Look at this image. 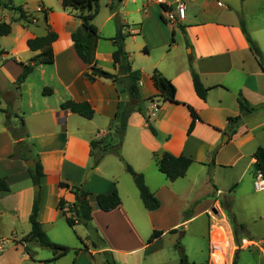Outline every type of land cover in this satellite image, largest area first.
Here are the masks:
<instances>
[{
    "label": "crops",
    "instance_id": "obj_1",
    "mask_svg": "<svg viewBox=\"0 0 264 264\" xmlns=\"http://www.w3.org/2000/svg\"><path fill=\"white\" fill-rule=\"evenodd\" d=\"M10 1L14 6L21 7L26 16L32 17L36 22L26 26L19 20L18 12L10 8H4L1 12L0 23L9 25L10 33L0 36V179H5L9 187L8 192H0V231L8 226L12 238L5 239L0 234V241H5L0 251V264H44L42 262L51 257L38 258L36 242L19 243L30 231L28 219L36 193L26 163L38 159L42 165L44 177L39 189L41 208L38 219L44 230L45 225H53L63 218L57 209L60 199L69 204L77 201L72 193L60 189L58 184L80 186L84 173L93 164L90 140L111 137L109 131L117 123L115 117L118 105L128 102V95L122 90L123 87L109 80L90 82L84 77L88 66L77 57L71 40V33L81 23L62 9L61 0ZM174 1L107 0L102 9L99 7L98 14L93 19L100 36L95 52L97 66L110 73H118V68L112 62L115 47L111 39L115 37L118 26H123L124 33L130 37L124 40V50L131 69L138 70L141 74L139 95L142 99L153 97L152 101L146 103V108L161 139L154 138L141 115L133 112L127 120L123 145L126 140L134 155L146 152L149 160L152 154L163 152L174 156L182 154L194 160L185 177L173 183L165 178L164 183L160 182L152 190L148 184L149 176L143 170L145 165L137 168L138 172L144 174L151 193L159 200V209L145 210L142 203H138V190L135 187L134 191L132 187L128 188V206L121 200V205L116 210L103 212L106 216L118 212L122 223L134 231L138 229L137 223L141 217L147 219L151 229H158L153 217L157 220L166 214L178 215L180 210L172 205L183 201L188 189L176 187L195 185L193 176L196 173L207 175L211 170L214 175L218 170H232L246 157L247 161L239 166V174L227 180L223 189L216 187V181H211V195H225L232 203L243 181L252 184L255 192L264 191L254 189L253 159L255 150L258 147L264 148V121L257 125L244 123L254 115L264 116V72L250 53L239 27L240 16L245 21L250 37L264 55V0L241 1L240 14L217 0H187L184 20L168 23L164 20L163 11L167 6L173 5ZM38 7L47 13L46 17L37 11ZM160 21L166 26H162ZM46 25L57 34V39L52 44L53 64L36 66L25 81L16 87V80L22 70L20 63L26 64L38 53L28 49L27 41L43 36ZM170 41L173 44L170 45ZM191 67L199 75L203 86L210 88L205 101L199 99L194 92ZM154 70L159 71L174 85L176 101L192 107L200 118L190 134H187V129L191 117L186 107L163 102L161 98L155 97L158 91L151 79ZM4 79L8 80L7 85L4 84ZM44 89H50L51 94L43 95ZM238 93L242 94L254 112L244 116L240 123L242 127L230 136L227 132V119L238 114ZM66 101L88 103L94 111L93 118L86 120L60 110V105ZM18 116L23 118L28 135L24 140L31 150L27 154L30 157L28 161L9 158L17 143L10 129L18 128ZM28 116L32 118L31 126ZM6 119L9 120V127H6ZM33 123L36 124L35 127ZM176 130L185 133V138L179 145H175L172 139ZM165 136H168V140ZM213 151H216L213 162L210 159L208 163V155ZM110 155L113 154L106 153L90 173H95ZM147 162L145 160L146 165ZM113 187L110 181L101 192L91 193L105 194ZM51 198L53 202L48 206ZM207 201L199 212L187 220L171 223L162 232L176 228L178 230L201 215H206L209 219L208 213L214 208L215 197ZM168 203L171 206L165 205ZM230 209L237 222L232 204ZM99 214H102L99 210L92 212L91 223L95 222ZM108 221L111 223L110 219ZM251 239H244L243 242L255 245L256 242H264V238ZM8 243H12L9 249L6 248ZM25 247L33 253V260L25 252ZM86 248L87 253L93 257L95 252ZM60 260L61 258L53 264Z\"/></svg>",
    "mask_w": 264,
    "mask_h": 264
},
{
    "label": "rangeland",
    "instance_id": "obj_2",
    "mask_svg": "<svg viewBox=\"0 0 264 264\" xmlns=\"http://www.w3.org/2000/svg\"><path fill=\"white\" fill-rule=\"evenodd\" d=\"M105 2L107 0H99V7L101 9ZM0 3L3 4L4 0H1ZM1 11H4V9ZM160 23L162 26H166L163 22L160 21ZM149 30H151V27ZM129 38L127 36L125 39ZM171 44L173 43L170 41ZM184 54H186L185 48ZM4 84L7 85L8 80L4 79ZM119 86L122 87L121 85ZM148 116L150 123L153 125L150 115ZM31 120L32 118L28 116L30 126L32 125ZM262 121H264V116L254 115L244 123L257 125ZM35 126L36 124L33 123V127ZM117 127L118 122L109 131V136H111L114 144L118 142ZM258 132L256 131V133ZM167 137L165 136V138ZM154 138L160 140L161 136L158 133V136ZM184 138L185 133L183 131L176 130L172 134L175 145H179ZM123 143L124 136L120 149L121 156L137 173H141L137 171V168L139 169L140 166L145 165V169L143 170L149 176L148 184L151 186V190L158 186L160 182L164 183L166 181L165 177L157 170L154 160V154L160 153L152 154L149 160L146 152L144 154L138 153L136 156L130 149L129 143H126V140L124 145ZM208 159L209 163L211 154L208 155ZM145 160H148V165H146ZM246 161L247 157L245 160H241L240 163L243 165ZM240 165L232 168V170H218L214 175H212L211 170L207 175L199 172L193 176V179L196 181L195 185L177 186L176 189H188L189 192L187 191L183 201L172 205L177 206L180 210L178 215L166 214L158 217L157 220L153 217V220L157 221L158 229H151L147 219L141 217L137 223L138 229L134 231L122 223L123 220L118 212L113 213L111 216H106V214L101 212L102 214L97 215L95 218V222L91 223V228H86L82 224H77L73 228H70L63 218L54 222L53 225H45L44 232L51 241L63 244L72 250L65 257L61 258L57 264H178L181 250L187 256L189 262L196 264L204 262H207V264H232L236 251H238V264H264V242H256L257 245L252 242H243L244 239L249 240V238H254L253 240L264 238V191L255 192L252 184L250 185L243 181L236 191L232 203H230V200L225 195H211L212 182L216 181V187L223 189L227 180L235 178V175L239 174ZM91 170H94L93 164H90L84 173L80 186L74 187H82L89 193L101 192L104 190L105 185L111 181L118 192L120 200L123 201L125 206L129 205L130 196L128 188L132 189L133 187L134 191L136 190L132 177L125 171V166L122 162L114 155H110L107 161L95 173H90ZM189 175H191V172ZM93 196L95 195L90 197L92 202L94 201ZM214 197L215 204L213 210L208 213L209 219L206 215L198 216L188 222L186 226L178 230H176L177 228L170 229L150 244H146L153 230L165 231L171 223L177 220H187L190 216L199 212L208 203L207 200L214 199ZM52 202L53 199L51 198L48 201V206ZM138 203L141 205L139 199ZM231 204L237 222L232 215ZM165 205L171 206L170 203ZM141 209L144 212L143 208ZM108 219L111 220V223ZM239 223L243 226V230L238 228ZM10 230L6 226L0 231V234L5 239H10L12 238ZM1 241L5 242L4 240ZM11 245L12 243H8L6 248L9 249V247H12ZM84 246L88 247L90 251H94L96 255L94 253L92 257L83 249ZM36 247L38 248V258L44 259L52 256L51 250L42 248L38 244ZM75 249H80V251L75 253ZM131 250H133L132 253H124ZM22 264L32 263L24 262Z\"/></svg>",
    "mask_w": 264,
    "mask_h": 264
},
{
    "label": "trees",
    "instance_id": "obj_3",
    "mask_svg": "<svg viewBox=\"0 0 264 264\" xmlns=\"http://www.w3.org/2000/svg\"><path fill=\"white\" fill-rule=\"evenodd\" d=\"M121 2L122 0H118ZM245 1V0H241ZM4 8H10L19 14V20L23 25L28 26L32 24V17L26 16L21 7L14 6L10 0H4L2 4ZM62 9L71 13L81 23L80 27L75 29L71 33V40L73 42V48L80 59V61L88 66V71L84 73V77L90 81L95 82L97 80H109L118 86L121 85L128 95V102L125 104L118 105V111L116 113V121L118 122L117 143H113L111 137L92 139L89 142L90 156L93 159V166L97 167L106 153L113 154L120 162L125 166V171L132 177L133 183L138 190L139 198L142 206L147 211H156L160 207L159 200L150 192L145 184L144 176L141 173H137L134 169L126 163L120 153L122 139L127 126V120L131 113L137 112L140 114L145 122L146 128L150 134L154 137L158 136L157 130L149 121L146 104L153 100V97L148 99H142L139 95L138 83L141 79V74L138 70H132L128 55L124 50V40L128 36L123 31V26H118L117 33L111 41L115 47L112 52V62L114 67L118 68V73L113 74L105 71L97 66L95 59V52L100 36L98 30L93 24V19L99 11V0H61ZM44 17L47 13L43 12ZM239 27L244 35L249 51L254 57L260 69L264 72V55L259 48L258 44L250 37L246 29V24L243 18L239 16ZM84 28V29H83ZM10 33V26L5 23H0V36H6ZM57 39V34L52 31L49 25L45 26V34L43 36L35 37L27 41V47L32 52H38L32 57L26 64L20 63L21 73L16 80V87L21 85L26 77L32 73L34 68L38 65H51L54 61V55L52 51V44ZM190 74L192 79V85L196 96L202 101L206 100L207 94L210 88L203 86L199 75L190 68ZM151 79L155 89L158 91V95L155 97L161 98V100L168 101L172 104L182 105L188 110L191 122L187 129V134H190L194 129L195 123L200 120L195 110L180 103L175 99V87L171 81L162 74L154 70ZM43 95H50V89H44ZM134 100L136 103L131 104L130 101ZM237 105L238 114L227 119V132L230 136L236 134L241 119L254 112V109L244 99L241 93L237 94ZM60 110L67 111L72 114H76L86 120H91L94 116V111L91 106L86 102H73L66 101L60 105ZM19 120L18 128H11L10 133L14 140L17 141L14 152L9 156L10 159H19L22 161H28L30 157L27 154L31 152L29 146L24 141L27 138V133L24 128V120L22 117H17ZM9 120L6 119V127H9ZM216 151L211 153V163L213 162ZM253 159L255 160L254 166H256L254 173H260L261 178L264 181V148L258 147L254 154ZM154 160L157 170L169 181L174 182L180 178L185 177L189 167L194 163L189 157L185 155L174 156L168 152L161 154H154ZM35 165L32 168H27L28 175L31 179L33 186H40L41 179L44 177L42 165L38 159H34ZM59 188L62 190H68L77 199L76 202L69 204L63 199H60L57 204V209L61 212L66 224L73 228L77 224H82L86 228H91L92 212L99 210L104 213H109L116 210L121 205V200L118 195L116 188H112L106 194H98L93 196L94 201L90 200L91 193L84 190L82 187H69L65 183H59ZM9 187L5 179H0V192H8ZM41 208V192L38 191L34 194L31 212L29 215L30 231L20 240V244H26L29 242H36L40 247L51 250L52 256L49 260L43 261L44 264H53L60 258L66 256L70 251L69 247L57 244L49 239L42 228V224L39 222V212ZM234 226V224H233ZM239 229L243 230L241 224L238 225ZM171 232V231H170ZM163 234L162 231L153 230L146 244H150L155 239L159 238ZM252 239L249 238V241ZM237 243V241H236ZM238 245V244H237ZM239 247V246H238ZM83 249L87 252V248L84 246ZM239 250V249H238ZM80 249H75V253ZM25 252L29 255L30 259L33 260V253L29 248L25 247ZM237 253L235 252L232 260V264H238ZM178 264H196L189 262L187 256L181 250L179 263ZM207 264V262L200 263Z\"/></svg>",
    "mask_w": 264,
    "mask_h": 264
},
{
    "label": "built area",
    "instance_id": "obj_4",
    "mask_svg": "<svg viewBox=\"0 0 264 264\" xmlns=\"http://www.w3.org/2000/svg\"><path fill=\"white\" fill-rule=\"evenodd\" d=\"M163 3V1H160ZM186 3L187 0H175L174 4L171 6H167L166 9L163 11L164 20L168 23H176L178 21H182L185 18L186 12ZM4 9V6L0 5V17H1V10ZM38 12H44L41 7H38ZM32 23H35V19L32 18ZM254 189L256 191H261L264 189V182L261 178L260 173L255 174V182H254ZM219 194V193H218ZM4 243L0 241V251L3 249Z\"/></svg>",
    "mask_w": 264,
    "mask_h": 264
},
{
    "label": "water",
    "instance_id": "obj_5",
    "mask_svg": "<svg viewBox=\"0 0 264 264\" xmlns=\"http://www.w3.org/2000/svg\"><path fill=\"white\" fill-rule=\"evenodd\" d=\"M219 2H222L223 4L227 5L232 11H234L237 14H240L242 12V2L241 0H217ZM84 29V28H83ZM136 102L134 100L131 101V104H135ZM28 168H31L35 165L33 160H29L26 163ZM257 170L256 166H254ZM40 189V186H35L34 190L35 192H38Z\"/></svg>",
    "mask_w": 264,
    "mask_h": 264
}]
</instances>
